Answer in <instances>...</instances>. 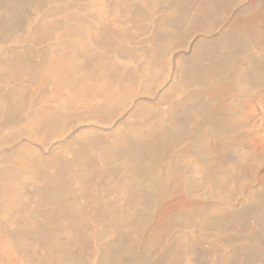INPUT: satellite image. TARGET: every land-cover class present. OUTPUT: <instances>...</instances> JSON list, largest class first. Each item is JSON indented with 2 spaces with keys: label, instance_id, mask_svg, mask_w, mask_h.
<instances>
[{
  "label": "bare ground",
  "instance_id": "6f19581e",
  "mask_svg": "<svg viewBox=\"0 0 264 264\" xmlns=\"http://www.w3.org/2000/svg\"><path fill=\"white\" fill-rule=\"evenodd\" d=\"M0 264H264V0H0Z\"/></svg>",
  "mask_w": 264,
  "mask_h": 264
},
{
  "label": "rangeland",
  "instance_id": "374dc122",
  "mask_svg": "<svg viewBox=\"0 0 264 264\" xmlns=\"http://www.w3.org/2000/svg\"><path fill=\"white\" fill-rule=\"evenodd\" d=\"M244 99H245V98H244ZM244 99H243V100H244ZM242 102H244V103H245V100H244V101H242ZM244 109H245L244 111L246 112V111H248V110H249V107H247V108H246V107L244 106ZM247 187H248V186H244V188H245V189H246Z\"/></svg>",
  "mask_w": 264,
  "mask_h": 264
}]
</instances>
